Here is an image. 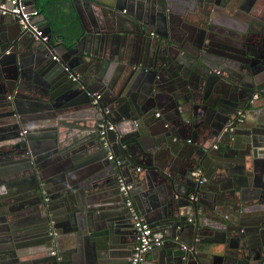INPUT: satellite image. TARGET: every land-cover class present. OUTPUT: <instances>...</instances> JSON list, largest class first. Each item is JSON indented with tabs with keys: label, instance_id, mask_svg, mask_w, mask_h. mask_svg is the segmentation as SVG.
<instances>
[{
	"label": "water",
	"instance_id": "95a60500",
	"mask_svg": "<svg viewBox=\"0 0 264 264\" xmlns=\"http://www.w3.org/2000/svg\"><path fill=\"white\" fill-rule=\"evenodd\" d=\"M82 4L64 53L0 15V264H129L119 176L157 264H264V0ZM87 107L99 119L75 121Z\"/></svg>",
	"mask_w": 264,
	"mask_h": 264
},
{
	"label": "crops",
	"instance_id": "0c3cea01",
	"mask_svg": "<svg viewBox=\"0 0 264 264\" xmlns=\"http://www.w3.org/2000/svg\"><path fill=\"white\" fill-rule=\"evenodd\" d=\"M29 1V0H27ZM30 8H35L38 10V14L36 15L35 19L38 24L46 29V26L49 25L52 29V35L53 37V46L54 49L60 48L58 50H62L64 53V50L61 48V45L65 46V49H69L72 45V37H76L79 33H82L84 31L83 22L86 23L89 21V10L82 4V0H78L75 2H72L71 0H36L35 5L30 3L28 5ZM129 11V4H126L123 11ZM7 21H10V18L7 19ZM57 47V48H56ZM92 67V65H89ZM80 67V66H79ZM76 72L80 74V77H82L83 81L82 83L88 84L90 82L89 76L90 73L86 69H79L77 66L73 67ZM86 76V77H85ZM89 80V81H88ZM98 92L102 94L101 100L108 105L110 101L113 99V96L107 95L105 96L103 90L96 89ZM100 109V108H99ZM101 110V109H100ZM90 108H80L73 110L72 112H77L80 115H76V118H79V120H75L77 122H80V120H92L93 117L95 119L97 118L95 111L89 112ZM137 120V118H135ZM105 122V120L103 121ZM109 122V121H108ZM99 124H96V135L99 136ZM193 129L191 128V131ZM247 131V129L245 130ZM176 132L180 135H185L187 133L186 131H177ZM246 133V132H245ZM240 136H245L244 134ZM99 139H101L99 137ZM104 145H106V141L104 142ZM96 144L92 145L89 149H86L88 153H94L97 149ZM113 154L111 150L107 151L106 159L109 154ZM114 155V154H113ZM109 160V159H108ZM202 173V172H201ZM125 178V177H124ZM250 202V200H247V203ZM123 209V208H122ZM125 213H122V216H124ZM193 218V217H192ZM127 220V219H126ZM130 222L129 220H127ZM133 228V227H132ZM162 235L161 232H158ZM135 237V233H133ZM159 235V234H158ZM231 248L236 250L234 246L230 245ZM74 261L77 264H89L86 256L85 248L82 252H74ZM128 257V261H129ZM159 262L158 259H153L151 255H146L145 257V263L147 264H157ZM232 263V261H231Z\"/></svg>",
	"mask_w": 264,
	"mask_h": 264
},
{
	"label": "built area",
	"instance_id": "2783aa9c",
	"mask_svg": "<svg viewBox=\"0 0 264 264\" xmlns=\"http://www.w3.org/2000/svg\"><path fill=\"white\" fill-rule=\"evenodd\" d=\"M27 0H0V15L9 16L15 18L21 28L25 31L31 32L35 38L47 43L49 38L46 34L44 28H42L38 22H36L35 17L38 14L37 9L30 8L28 6ZM53 59H57V55L52 56ZM65 69L69 72L68 75L73 80H80V74L74 70L65 66ZM83 87V85H81ZM93 100L97 101L101 98L102 94L100 92L92 93ZM10 97V96H8ZM159 113H156L158 115ZM243 113L240 114V120L243 118ZM113 130L114 125L110 122H102L99 124V136L101 139L104 138L106 130ZM25 132V129L21 131ZM108 159L114 160L113 154L107 156ZM116 164L120 161L116 160ZM117 184L119 190L125 196V208L129 214L131 221L133 223V228L135 231L134 244L131 248V256L129 258V264H144L146 253L163 244V239L158 235L154 229L151 227L149 222L138 212L133 198L130 196V190L132 189V184L127 182L123 176L117 178ZM190 197H194L190 195ZM188 220H192L189 218ZM51 253H54L53 251Z\"/></svg>",
	"mask_w": 264,
	"mask_h": 264
},
{
	"label": "flooded vegetation",
	"instance_id": "af4514ba",
	"mask_svg": "<svg viewBox=\"0 0 264 264\" xmlns=\"http://www.w3.org/2000/svg\"><path fill=\"white\" fill-rule=\"evenodd\" d=\"M220 69H216V70H214V73H216V74H220Z\"/></svg>",
	"mask_w": 264,
	"mask_h": 264
},
{
	"label": "trees",
	"instance_id": "16d2710c",
	"mask_svg": "<svg viewBox=\"0 0 264 264\" xmlns=\"http://www.w3.org/2000/svg\"><path fill=\"white\" fill-rule=\"evenodd\" d=\"M50 41L53 43V38H50Z\"/></svg>",
	"mask_w": 264,
	"mask_h": 264
}]
</instances>
